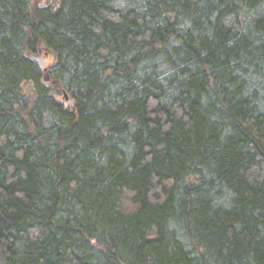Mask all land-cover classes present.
Listing matches in <instances>:
<instances>
[{
    "label": "trees",
    "instance_id": "16d2710c",
    "mask_svg": "<svg viewBox=\"0 0 264 264\" xmlns=\"http://www.w3.org/2000/svg\"><path fill=\"white\" fill-rule=\"evenodd\" d=\"M0 264H264V0H0Z\"/></svg>",
    "mask_w": 264,
    "mask_h": 264
},
{
    "label": "rangeland",
    "instance_id": "374dc122",
    "mask_svg": "<svg viewBox=\"0 0 264 264\" xmlns=\"http://www.w3.org/2000/svg\"><path fill=\"white\" fill-rule=\"evenodd\" d=\"M43 1H47V0H43ZM37 57L39 58V62L41 65H43V63H45V65H43V66L47 70L46 73H48V70L54 64V55L52 54V52L48 49H43L41 51L40 55H37Z\"/></svg>",
    "mask_w": 264,
    "mask_h": 264
},
{
    "label": "water",
    "instance_id": "95a60500",
    "mask_svg": "<svg viewBox=\"0 0 264 264\" xmlns=\"http://www.w3.org/2000/svg\"><path fill=\"white\" fill-rule=\"evenodd\" d=\"M43 65H45V63H43ZM66 99H67V104H72V100H70L67 96H66Z\"/></svg>",
    "mask_w": 264,
    "mask_h": 264
}]
</instances>
